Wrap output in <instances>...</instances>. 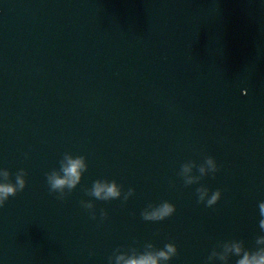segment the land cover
Returning a JSON list of instances; mask_svg holds the SVG:
<instances>
[{
  "label": "water",
  "instance_id": "water-1",
  "mask_svg": "<svg viewBox=\"0 0 264 264\" xmlns=\"http://www.w3.org/2000/svg\"><path fill=\"white\" fill-rule=\"evenodd\" d=\"M66 152L88 167L60 199L45 173ZM207 156L218 172L185 186L180 166ZM0 167L26 172L0 208V264H108L146 243H174L169 264H207L231 240L254 249L264 0H0ZM97 179L134 194L95 200ZM200 186L221 191L216 205L197 203ZM165 200L172 216L142 219Z\"/></svg>",
  "mask_w": 264,
  "mask_h": 264
},
{
  "label": "clouds",
  "instance_id": "clouds-1",
  "mask_svg": "<svg viewBox=\"0 0 264 264\" xmlns=\"http://www.w3.org/2000/svg\"><path fill=\"white\" fill-rule=\"evenodd\" d=\"M86 158L82 155L64 153L59 160V167L45 173L46 183L51 193H57L58 198L63 199L66 194L71 193L80 183L81 177L87 170ZM199 175L193 174V169ZM219 168L212 156L204 158L198 166L193 161H188L180 166L178 175L182 178L185 186L199 183L202 177L215 176ZM26 172L19 169L12 179L8 169L0 167V208H2L10 197L17 192L23 191L26 186ZM134 189L129 188L126 192L115 180L97 179L87 189V195L100 201L123 199L127 201L133 196ZM197 203H203L205 207H213L221 198V191L200 186L196 188ZM81 207L87 210L90 218L95 220L96 214L92 200H81ZM259 220L258 226L260 235L255 238V248L248 249L241 240H231L222 245L221 251L215 249L209 254L207 264H228L230 257H236L235 264H264V200L258 202ZM176 211L175 205L169 201H162L158 204L149 203L140 213L144 221L158 222L172 216ZM106 213L101 211L103 219ZM177 255V248L174 243H165L162 248H155L152 243H146L142 251L137 249L121 250L116 248L108 257V264H169Z\"/></svg>",
  "mask_w": 264,
  "mask_h": 264
}]
</instances>
